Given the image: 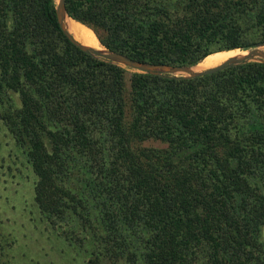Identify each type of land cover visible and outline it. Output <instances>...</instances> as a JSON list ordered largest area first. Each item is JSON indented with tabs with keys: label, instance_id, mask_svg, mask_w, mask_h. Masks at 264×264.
<instances>
[{
	"label": "trees",
	"instance_id": "obj_1",
	"mask_svg": "<svg viewBox=\"0 0 264 264\" xmlns=\"http://www.w3.org/2000/svg\"><path fill=\"white\" fill-rule=\"evenodd\" d=\"M64 4L140 63L264 44V0ZM0 105L42 220L87 264H264V63L133 72L72 44L54 0H0Z\"/></svg>",
	"mask_w": 264,
	"mask_h": 264
},
{
	"label": "rangeland",
	"instance_id": "obj_2",
	"mask_svg": "<svg viewBox=\"0 0 264 264\" xmlns=\"http://www.w3.org/2000/svg\"><path fill=\"white\" fill-rule=\"evenodd\" d=\"M67 29L83 44H90L78 29L73 26ZM96 40L95 46L101 45ZM232 54L233 58H240L247 52ZM208 67L211 68L202 60L193 70L200 72ZM4 108L5 105H0V112ZM34 180L24 155L0 118V264H87L91 258L90 247L79 248L73 242L68 243L42 220L32 199Z\"/></svg>",
	"mask_w": 264,
	"mask_h": 264
},
{
	"label": "water",
	"instance_id": "obj_3",
	"mask_svg": "<svg viewBox=\"0 0 264 264\" xmlns=\"http://www.w3.org/2000/svg\"><path fill=\"white\" fill-rule=\"evenodd\" d=\"M54 2H55L56 17L58 20L59 27L62 33L68 38V40L72 44H74L81 51H83L84 53L95 59L104 60L119 65L125 69L132 70L134 72L146 73L154 76H170L174 78L192 79V78L214 74L226 68L234 67L244 63H249V62L264 63V44H260L248 50H243L247 52L245 56H242L240 58L228 59L225 62L219 64L218 66L200 72H195L193 70V67L195 65L194 66L153 65V64L140 63L131 60L130 58L126 57L123 54L109 51L106 48H104L106 51L102 52L90 46L83 45L82 43H80L78 40L75 39V37L66 28V24L64 22L65 17H69L65 11L64 0H54Z\"/></svg>",
	"mask_w": 264,
	"mask_h": 264
},
{
	"label": "bare ground",
	"instance_id": "obj_4",
	"mask_svg": "<svg viewBox=\"0 0 264 264\" xmlns=\"http://www.w3.org/2000/svg\"><path fill=\"white\" fill-rule=\"evenodd\" d=\"M64 22L66 23V27L67 28H70V27L73 26L74 28H76L79 31H81L82 35L85 37V40L87 42H89L90 44H83L82 42H80L78 40L80 43H82L83 45H86V46H90V47H92V48H94L96 50L102 51V52L106 51L104 49V47H102L101 45L95 46V43H96L97 40H96L95 35L93 34V32L90 29L86 28L85 26H82L79 23H76V21L74 22L73 20H71L68 17H65ZM98 43H99V41H98ZM92 44H94V45H92ZM234 52H232V53H234ZM232 53L231 52L216 53V54H213V55H210V56H207L206 58H204L203 62L205 63V65L211 66V68H213V65H214V67L216 65L218 66V64H221V63L225 62L226 59L228 60V59H231V58L235 57V55H233ZM207 69H209V67Z\"/></svg>",
	"mask_w": 264,
	"mask_h": 264
}]
</instances>
